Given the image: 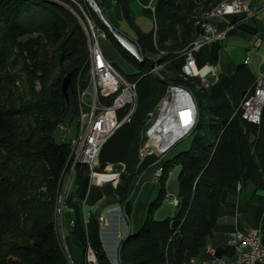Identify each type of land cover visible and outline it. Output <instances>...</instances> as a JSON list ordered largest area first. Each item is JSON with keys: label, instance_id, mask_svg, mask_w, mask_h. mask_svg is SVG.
<instances>
[{"label": "trees", "instance_id": "16d2710c", "mask_svg": "<svg viewBox=\"0 0 264 264\" xmlns=\"http://www.w3.org/2000/svg\"><path fill=\"white\" fill-rule=\"evenodd\" d=\"M75 1L136 69L132 76L123 75L136 85L137 108L103 146L98 167L99 172L126 167L115 194L127 216L132 182L144 169L139 153L148 139V130L143 131L149 114L171 85L190 90L196 102L189 148L160 162L158 195L141 228L119 246L120 264H190L207 254L219 219L236 208L238 191L264 190V111L260 123L252 124L238 110L257 79L245 64L236 65L231 75L220 74L209 89L182 75L184 51L200 33L195 22L225 0H156L154 29L137 31L140 61L112 37L86 0ZM117 1L123 18L135 27L129 0ZM63 2L0 0V264H60L63 256L54 213L69 171L70 143H58L55 133L78 116V77L82 88L89 81L88 42L78 18L82 12L70 0ZM220 50L218 43L197 53L199 67L216 65ZM155 63L163 65L159 75L152 71ZM69 74L67 101L62 82ZM175 167L180 168L175 215L156 220ZM73 175L63 217L68 214L79 230L84 253L89 242L98 264H111L99 219H91L88 234L83 221V201L95 202L101 194L92 200L96 187L86 165L75 166Z\"/></svg>", "mask_w": 264, "mask_h": 264}, {"label": "built area", "instance_id": "2783aa9c", "mask_svg": "<svg viewBox=\"0 0 264 264\" xmlns=\"http://www.w3.org/2000/svg\"><path fill=\"white\" fill-rule=\"evenodd\" d=\"M94 5H99L101 12L106 15L105 8L100 6L97 0H92ZM253 0H239V5L225 7L216 15H210L203 22H196L197 27L202 30V39H196L192 43V49L184 51L183 68L193 71V64H198L196 54L202 49L212 45L223 43L235 25H224L223 19L247 16L253 13ZM154 0H149L146 4H141L143 10L149 11ZM80 21L88 25L85 17L81 14ZM94 36V45L89 62V81L86 88H77L78 103V134L70 143V175L74 173V166L81 165V159H88V168L92 184L102 186L107 183H114L117 174L111 175V180H100L99 177L109 175L99 172V159L103 146L114 135V133L124 124L129 123L137 108L136 85L129 81L103 54L99 39H105L104 35L91 27ZM123 34V33H121ZM124 35V34H123ZM126 37V36H125ZM126 42L132 44L136 51V42L126 37ZM261 45V40L257 39L253 43V48L257 49ZM210 71V79H202L207 85L217 84L220 73L217 66L211 63L205 64ZM200 78V76H198ZM104 78L103 88H96V79ZM172 102L166 109V118H159L157 131L150 132L145 142V152L143 161L147 158L155 159L157 162L164 160L178 143L186 139L190 125L196 123L197 110L191 91L172 85ZM264 96V72L257 78L254 87L248 90L241 100L239 109H243V120L259 124L263 112H260V98ZM186 121V123H184ZM68 129L63 125V134H67ZM108 169H111L109 167ZM107 169V170H108ZM157 172V170H156ZM155 172V173H156ZM67 179V181L69 180ZM155 174L152 181L154 182ZM66 179V177H65ZM66 181V180H65ZM67 190V183L64 187ZM174 197L168 196L167 201L174 207ZM64 201V196L63 200ZM105 229L109 226L107 218L102 219ZM228 245L235 251V260L229 263L219 259L215 251L208 247L206 253L209 255V264H264V246L262 245V234L259 230L249 229L235 232L228 240ZM85 264H95L91 257L90 245L86 248ZM116 264V263H115Z\"/></svg>", "mask_w": 264, "mask_h": 264}, {"label": "crops", "instance_id": "0c3cea01", "mask_svg": "<svg viewBox=\"0 0 264 264\" xmlns=\"http://www.w3.org/2000/svg\"><path fill=\"white\" fill-rule=\"evenodd\" d=\"M107 6H109L111 10L113 9V11H120L117 0H107L105 6L103 7L106 12L110 9ZM252 8L254 11L250 15L228 18L229 22H227L229 24L234 22L235 28L233 32L229 34L225 42L221 43L220 46L221 50L224 47L226 49L230 41L229 38L234 34L236 28L240 27L242 31L241 36L243 35L242 37L250 43L247 52H253L252 55H256L255 58L258 64L255 69L251 68L250 58L247 57L242 63L236 65H247L250 72L257 79L260 74L264 72V57L259 59L260 54L264 56V21L262 18L264 17V0H253ZM104 16L106 18V15ZM249 25L252 26L251 29ZM257 39L261 40V45L259 48L255 49L253 48V43ZM222 63V70H224V72L219 73L222 75L232 74L236 65L231 64L232 62L230 61H222ZM152 160L153 159L149 157L143 162L144 171L142 172L133 193L130 195L132 209L129 216L126 215L123 206L118 203V199L115 194L117 188L116 184L118 183L117 181H114V183H107L102 186L94 185L96 190L93 192L92 200H95L98 194H101L102 198L88 204H85V201H83V221L87 234L92 218L98 220V218L105 216L109 222L107 229H99V234L103 249L105 250L111 264H120L119 246L121 240H123L128 234H135L141 227L146 216L148 205L157 194L155 186H158V184L155 183V181L153 182L152 179L154 174L155 176L157 174L160 175L162 169V163L160 162L162 160L157 162V167L156 165L154 166ZM72 189L73 186L71 187V190ZM168 196L177 199L178 184L168 187ZM174 215L175 211L167 214V217H173ZM71 224V218L68 214H66L59 226L60 239L63 249V256L60 264H85V253L78 241H76L72 236ZM98 228H100L99 223ZM249 229H256L261 232L262 245L264 246V190L247 189L238 191L235 210L232 213L223 214L219 219L218 224L216 225L209 240V247L215 251L217 258L233 263L235 260V251L228 245V240L235 232L246 231ZM209 258V255L205 254L203 257L192 261L190 264H209Z\"/></svg>", "mask_w": 264, "mask_h": 264}, {"label": "rangeland", "instance_id": "374dc122", "mask_svg": "<svg viewBox=\"0 0 264 264\" xmlns=\"http://www.w3.org/2000/svg\"><path fill=\"white\" fill-rule=\"evenodd\" d=\"M97 2L102 3V0H97ZM129 2H130L131 12L133 13V16H134L135 27H132L127 22V20L123 18L121 11L117 12V11H113V9L111 10V8L109 7L110 5L107 6L110 9L106 12V14H107L108 19L110 20L109 22H110L112 28L115 31L119 32L120 34L121 33L124 34V35L123 34L122 35L119 34V35L122 38H124L125 41H126V37H127L129 40L136 42L137 31H140L142 33H150L154 29V19H153L152 15L150 14L149 11L143 10L142 6L140 5V3L137 0H129ZM155 5H156V0H154V2H153V6H155ZM262 18L264 21V17H262ZM94 20H96V19L94 18ZM223 21L226 24H228V22H229L228 19H223ZM249 27H250V29L252 28L251 25H249ZM241 34H242L241 28L240 27L236 28V31L234 32V34L231 35V37L229 38L230 41L227 45V48L225 49V47H224L221 50L219 62L217 64V69L219 72H224V70H222V66H223L222 61L223 62L224 61H226V62L230 61V62H232L231 64L236 65V64L242 63L245 60V58H247V57L250 58L251 68H253V69L256 68V66L258 64L256 61V58H255L256 55H252L253 52H251V53L247 52L250 43H249V41L245 40L242 37L243 35L241 36ZM127 43L131 44L130 42H127ZM99 44H100L101 50H102L103 54L105 55L106 59L109 62L113 63L115 65V67L117 68V70H119L125 76H132V75L136 74L135 67L133 66L131 61L126 56H124L122 54L121 50L119 49V47L116 45V43L114 42V40L112 38H110V37H107L105 39L101 38V39H99ZM123 48L126 51H128V53L133 55V52H131V50L126 49V47H123ZM136 50L139 53V48H138L137 44H136ZM261 57H264V56L260 54L259 59H261ZM87 64L89 65V50H88ZM154 67H155V65L153 66V68ZM160 70H162V68L159 69L157 71V73H159ZM157 73H155V74H157ZM86 80H88V78ZM76 85H77V88H78V86L82 87V78L78 77V79L76 81ZM156 110H157V107H156L155 111L153 112L154 113L153 117L148 118L147 124L144 128L143 133H145V131L148 130L147 137H148V134L153 131L154 127L157 126L158 117L156 115L157 114ZM66 127L68 129L67 134H63V133L59 132L58 130L55 133V139L58 143H62L64 140L70 142L78 134V122H77V120H74L70 125H66ZM191 141H192V137L190 136V137L186 138L185 140H183L182 142L178 143L177 146L174 147V149L168 155H166L164 161H169V160L173 159L179 153L186 151L189 148ZM141 146H142V144H141ZM140 160L143 161V159H140ZM125 170H126V167H122L121 169L111 168V169H108L107 171H105L104 174H109V175H112V174L116 175L117 174L118 175V181H117L118 183L116 185L118 186V184L121 180V176L123 175ZM143 170H142V172H143ZM179 170H180L179 167H175L173 169V171L171 172L170 178L168 181V187H171L172 185L175 186L176 184H178L177 175L179 173ZM67 173L70 174V169ZM73 174L71 175L70 178H69L70 175L66 176V179H65L66 181L64 183V187L67 183V190H66V192H64V190H63L61 195L58 197V199L56 201V205H55V213L54 214H55V221H56V224L58 226L59 239H60L59 226L61 225L60 221L62 222L63 213L66 209V207L64 206V201L62 202L63 193H64V199H65L66 194L71 190V187L73 186V182H74V175ZM109 175H106V176H109ZM140 177H141V175H138L137 178H135L133 180L132 184H135L133 190L137 186ZM68 178H69V180L67 181ZM90 183L91 184L93 183L91 179H90ZM92 185H94V184H92ZM155 189L157 190V194H158V186L157 185L155 186ZM133 190L131 193H133ZM157 194L153 197L151 202L156 199ZM174 207L172 205H170L168 202L164 203L162 208L160 209V211L156 215V220H160V221L165 220L167 218V214L176 210V208H174ZM143 223H144V221H143ZM71 226L73 228V223L71 224ZM60 242H61V239H60ZM88 244L91 246V244L89 242H87V245ZM61 245H62V243H61ZM86 248H87V246H86ZM92 249H93V247H92ZM93 251H94V249H93ZM94 253H95V251H94ZM95 255H96V253H95ZM96 257H97V255H96ZM85 258H86V252H85ZM209 260H210V258H209Z\"/></svg>", "mask_w": 264, "mask_h": 264}, {"label": "bare ground", "instance_id": "6f19581e", "mask_svg": "<svg viewBox=\"0 0 264 264\" xmlns=\"http://www.w3.org/2000/svg\"><path fill=\"white\" fill-rule=\"evenodd\" d=\"M56 2L60 3L61 5H64V2L63 0H55ZM71 2H73L79 9L80 11L82 12V15L83 17H85V21L86 23H88V25H85L84 23H82L81 21V24L83 26V29H84V32H85V35L87 37V42H88V50H89V62H90V57H91V53H92V46L94 45V36H93V30L91 29L94 28L97 32H98V35H104V38H107V33L105 30H103L101 27H98L93 21L92 19L83 11V9L80 7V5L75 1V0H70ZM86 2L88 3L89 7L91 8V10L97 15V17L99 18V20L101 21V23L103 24V26L105 27V29L110 32V34L112 35V37L122 46V47H126V49H129L131 50V52H133V55H130L133 56L137 61H140L141 60V54L137 52V50L135 51L132 47L131 44H128L124 38H122L120 35L119 32L115 31L110 22L105 18V16L103 15V13L101 12V8L99 7V5H94V2L92 0H86ZM236 5H239V0H225L223 3H221L220 5L216 6L214 9H212L210 12L208 11L207 14L204 15V17H202L201 19L197 20L196 22H203V20H207L208 17H210V15H216L218 14L219 11H221L223 8L225 7H230V6H236ZM149 12L150 14L154 15V6H153V3H152V6H149ZM79 20H80V17H78ZM154 19V18H153ZM195 22V26H197V23ZM120 34V35H119ZM198 39H202V30H200V33L198 35ZM189 49H192V44L189 48H187L186 50H189ZM128 52V51H127ZM163 68V65H159L158 63H155V67L153 68V72L154 73H157V71L159 69ZM193 71L195 72L192 73L190 72L188 69L186 68H183L182 67V75L187 79V78H191V79H196L200 82V85L202 87H204L205 89H209L211 86L213 85H216V84H209L207 85L202 79H210V71L207 70V68L204 66L202 67H199L198 64H193ZM157 75H159V73H157ZM200 76V78L198 77ZM202 78V79H201ZM104 86V78H97L96 79V88H103ZM182 88V87H180ZM192 95V94H191ZM172 97H173V90H172V85L169 86L167 92H166V95L165 97L162 99V101L158 104L157 106V117H158V122H157V126L154 127L153 131H157L158 127H159V118H166V109L167 107L170 105V103L172 102ZM193 98V96H192ZM194 99V98H193ZM195 102V100H194ZM195 105H196V102H195ZM196 110L198 112V107L196 105ZM239 112H240V115L243 119V109H238ZM264 111V96H261L260 98V112H263ZM154 113H150L149 114V117H153ZM196 122H197V119H196ZM186 123V121L184 122ZM195 127H196V123H193V125H190V128H189V132L187 134V137H190L194 130H195ZM58 131L63 133V124L60 125L58 127ZM145 152V144L142 148V150L140 151L139 153V158L140 159H143V154ZM81 164L82 165H86L88 166V159H81ZM75 168V166H74ZM159 174H157L154 178V181L155 183L158 182L159 180ZM100 180H111L113 179V176L109 175V176H101L99 177ZM114 181H118V176L116 178V180ZM178 204V201L177 199H174V206H176ZM59 208V207H58ZM57 212V211H56ZM104 217H101L99 218V226H100V230H105V223L103 222V219ZM61 223V221H60ZM90 250H91V257L93 258V261L95 262V264H98L97 262V259L94 255V252L90 246Z\"/></svg>", "mask_w": 264, "mask_h": 264}, {"label": "water", "instance_id": "95a60500", "mask_svg": "<svg viewBox=\"0 0 264 264\" xmlns=\"http://www.w3.org/2000/svg\"><path fill=\"white\" fill-rule=\"evenodd\" d=\"M71 79H72V76H71V74H69V75H67L65 77V79L62 82V94H63V97L67 101H68V91H69V87L71 85ZM63 196H64V193H63ZM129 199H130V197H129ZM129 235L130 234H128L126 237H124V239H126ZM72 236L74 237V239L76 241H78V242H81L82 241L81 234H80L79 230L76 227H73L72 228Z\"/></svg>", "mask_w": 264, "mask_h": 264}]
</instances>
